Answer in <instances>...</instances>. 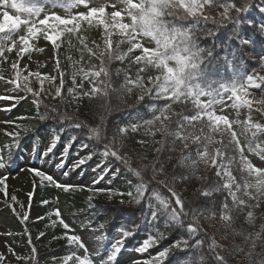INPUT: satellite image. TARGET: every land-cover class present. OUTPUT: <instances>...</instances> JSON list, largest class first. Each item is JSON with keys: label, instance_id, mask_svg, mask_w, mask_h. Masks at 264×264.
Masks as SVG:
<instances>
[{"label": "snow or ice", "instance_id": "obj_1", "mask_svg": "<svg viewBox=\"0 0 264 264\" xmlns=\"http://www.w3.org/2000/svg\"><path fill=\"white\" fill-rule=\"evenodd\" d=\"M119 2L124 7L117 9L116 4L113 3L111 5L113 11L109 14V19L106 16L105 7H91L88 0H73V4H69L67 7L82 6L85 11L65 17L57 15L55 12H46L38 4L37 0H0V33L5 34L2 38L4 41H11L8 51L16 49L18 59L23 58L25 54L30 52V41L37 38L50 42L54 52L57 51L59 49L57 41L63 33L76 34L84 48L92 55H96L92 48L88 47L86 38L80 36L79 32L81 31L82 23L85 22L89 26L94 24L102 26L105 48L104 51L99 53L102 58L99 69L94 70L95 66L89 67L87 71L84 68L79 69L83 79L87 80L91 77L92 79L89 82L93 83L91 92H85L83 95H94L102 90L96 87V83H104L103 80L98 79L101 76L105 78L110 76L107 65L111 61H123L125 58L131 59L135 65L140 67L137 68L134 79L127 75L125 76V83L121 86V89L131 92L133 87L139 88L141 91L137 97L138 101L144 100L145 95H150L153 92H155L157 99L163 98V107L155 109V106H153L155 109L153 117L144 121V126L151 127L158 122V131L165 136L174 137L173 143L179 141L182 144V155L179 162L189 170L188 175L181 172L179 177L174 174L164 180L157 181L155 173L157 170L163 173V165H159L158 168L154 165L152 168L153 175L148 179L141 175V171L133 168L131 171L137 177H140V181L135 186V192H128L127 195L138 203L143 198L144 191L153 182L158 186L162 185L171 194L172 199L161 196L157 192L156 198L160 201V206L153 207L151 203L149 204V207L152 208L151 219L155 220L158 214H166L168 216L167 225L177 224L185 226L189 232V240L198 234L207 236L199 225L195 211H185V201L171 186L177 178L188 181L195 176L199 166L203 164L205 170L209 166L214 169L219 182L200 189L199 194L207 198L212 196L213 192H227L224 201L216 206L219 211L211 210L210 214L213 217L218 215L219 219L225 222L227 227L233 223L234 213L246 211L245 218L249 223H252L254 213L251 209L259 207L261 199H264V167L254 164L245 152L261 156L262 163H264V145L256 144L253 147L251 142L247 146L242 145L238 134L233 130V123L236 122L229 121L225 115L217 114L214 105L223 102V94L231 93L228 99L233 100L234 98L232 107H237L238 104H246L250 108V102L245 99L248 88H260L261 85H264V75L254 73L247 75L246 78L241 77L236 71L235 51L230 50V45L220 46L224 49V55L220 56L215 51L217 48L216 44L209 48L200 47L197 33L201 31L199 29L201 23L206 24L210 21L218 27L215 30L203 29L202 31L208 37H215L220 26H226L231 23L233 32L230 39L238 40L241 47L251 44L253 42L252 39L250 37L245 38L241 34L240 28L243 24L249 25L254 31L264 35V22L257 25L254 20H250L243 15L253 7V0H119ZM9 6L18 13H27L29 17L34 16L37 19H22L20 15H11L7 10ZM59 6L63 7L64 4L60 3ZM206 7H218L222 11L218 13V16H213L205 11ZM260 10L264 12V7L260 8ZM41 15L43 18H40ZM125 17H127V22H124ZM188 21H191V23H187ZM21 31L24 33L23 35H18L17 39L12 38L13 34ZM114 36H118L120 39L114 42ZM146 40L154 42V46H146ZM123 44L128 45L127 52H121V45ZM96 47L98 48L99 46L97 45ZM39 50L43 51V49ZM137 51L139 55H135ZM3 54L4 48L3 45H0V56ZM53 59L56 61L57 69L59 70V58L54 56ZM221 61L226 70L232 69V78L228 84H221L219 81L210 79L213 75L210 66L213 62L219 66ZM260 63L264 67V57L260 58ZM12 68L18 69V61L12 64ZM151 70H155L156 75H145ZM30 75L32 74L30 73ZM34 75L40 79L41 85H43L44 78L55 79V77L50 76L42 78L38 72ZM60 75L61 88H57V96L61 95L64 82L63 73ZM76 75L77 72L74 71L73 85L74 87H80L82 85H76ZM17 79H19V71L17 72ZM24 79L27 80V77H24ZM145 80L151 87L145 84ZM10 82L16 84L17 88H19L20 85L16 80ZM214 84H219V87H213ZM25 90L36 97L40 95L39 92H33V89L27 85H25ZM68 91L72 93L74 89L70 88ZM104 92L107 95L106 88ZM202 97H207L208 99L205 101L201 99ZM217 97L221 99L218 100ZM0 99H23V97L5 96L0 97ZM36 102L39 104V100ZM177 103L184 104L185 111L174 112L173 105ZM189 103L191 108L187 107ZM52 112H56V109L53 108ZM47 117L48 113L46 111L39 116V119L44 120ZM59 118L69 121L70 126L87 129L88 138L90 137L97 141L108 140L107 136L102 135L100 132V128H103V125L100 128L89 129L84 122L79 121L76 117L60 114ZM173 119H175V130H171L168 126ZM247 125L249 128L255 129L253 137H255L256 132L264 131V125L253 123L251 119L247 121ZM139 127L140 125L132 124L116 128L112 139L104 143L103 155H110L125 165H129L128 159L121 153V149L126 147L123 143V137L129 130L136 132ZM30 130L28 127L24 129L25 132ZM8 135L14 136L17 140L19 138L18 132L8 133ZM216 137H219V139ZM118 138L119 143L117 144ZM59 139V133L54 134L46 153L55 147ZM74 139L75 137H73ZM71 143L72 141L70 140L66 148L70 147ZM140 143L144 142L140 141ZM214 145H219V147H213ZM81 147H87V145L82 144ZM90 158L91 154L82 157L73 167L84 164ZM0 167H5L2 155H0ZM234 168L246 174L252 182H249V179L238 181L237 177L233 175ZM29 171L40 179L42 186L44 182H47L57 188H62L64 191H71L76 187H80L83 190L81 185L61 184L54 177L40 169L31 168ZM197 178L207 181L206 176ZM6 179V177L0 176V191L5 193ZM98 191L103 190L100 189ZM241 192L243 195H239ZM33 194L31 192L28 193L30 200ZM12 199L15 201L16 197L13 196ZM91 199L92 197H89V200ZM250 201L255 203H250ZM173 202L175 206H173ZM43 203L46 204L48 202L43 201ZM55 214L58 218L60 217L58 209ZM189 216H191V220L185 224L184 218ZM23 219H28L27 212L24 214ZM38 219L40 218L38 217ZM59 223L66 230L69 229V225L62 218L59 219ZM121 232L122 238L114 245L112 256L119 252L123 246L124 239L133 234L132 231L123 229ZM40 235L43 236L44 233ZM65 236L70 245L84 248L85 252H87L85 244L79 236L68 235L67 232ZM163 237L164 234L159 232L150 234L141 243L137 251L141 253L147 252L158 244ZM189 240H178L174 242L172 248L189 247ZM245 241L246 248L239 251L247 255L251 260V264H264V254L257 257L255 253V249L258 246L257 242L264 244V226H262L261 232L249 233L245 237ZM204 243L205 240L197 239L195 245L192 246L201 247ZM172 248H165L159 251L156 256L145 261L136 262V264H162ZM209 248L214 252L217 264H227L226 257L221 255L219 251L222 246L217 244L214 238L211 239ZM9 251L13 250L9 248ZM32 251L35 252V249L33 248ZM223 251H227V249H223ZM3 260V254H0V264H2ZM70 261L72 264H93V261L87 255L80 257L76 256L75 253L63 257V264H69Z\"/></svg>", "mask_w": 264, "mask_h": 264}, {"label": "trees", "instance_id": "obj_2", "mask_svg": "<svg viewBox=\"0 0 264 264\" xmlns=\"http://www.w3.org/2000/svg\"><path fill=\"white\" fill-rule=\"evenodd\" d=\"M37 2L42 7L47 2H50L52 7L59 6L60 3L64 4V8H69L67 5L73 4V0H37ZM260 8L259 0H253V7L243 15L250 20H254L259 25L261 22H264V12ZM205 11L209 15L218 16V13L222 9L218 7H206ZM187 23H191V21ZM82 26H84L85 30H89L90 28L86 22L82 23ZM217 27V25L212 24L210 21L206 24L201 23L199 26L201 31L197 33L200 47L209 48L213 44H216V53L223 56L224 49L220 46L230 45V50L235 51L236 71L244 78L264 68L260 63V58L264 57V35L254 31L249 25L243 24L240 28L241 34L245 38L250 37L253 42L241 47L238 40L230 39L233 32V25L231 23L226 26H220L215 37H208L203 34V29L215 30ZM115 40H118V38L114 39V42ZM151 43L154 46V42L151 41ZM104 48L101 51H104ZM127 48V44L121 45V52L127 51ZM101 59L99 55L98 58L91 61L88 55L83 53L80 64L87 66L88 69L91 66H95L94 63L96 62L100 65ZM107 66L110 76L108 78L103 76L98 78L99 80H103L104 83H96V87L102 90L94 95L84 96L83 93L86 91H81L79 94H76L73 78L70 75L63 77L64 82L60 96L45 97L40 94L39 97H36L32 93L26 92L27 97L33 100L34 105L32 108H22L18 105V112H20L18 116L25 123V127L31 130L28 132L23 130L19 133L18 140L15 138L12 143L6 144L5 151L7 159L11 162L15 161L18 158L23 144L46 129L51 130L55 134L59 133V140L64 141L66 144L71 140L72 143L68 147L70 152H73L82 144H86L87 148L90 149L91 158H94L98 154L104 153V143L112 139L113 132L116 128L132 124L140 125L136 132L129 130L123 137V143L126 147L121 149V153L128 159L130 167L110 155L105 156L107 162L110 163V169L119 174L125 180L126 184H130V188L122 191L119 197H113L112 199L97 197L91 200L77 190L64 191L62 189V191L67 193L66 197L71 200L73 205L79 204L88 208L92 213L102 212L106 218L104 232L107 235L120 229L132 231L133 234L125 238L123 242L125 248H137L139 246L137 243L139 239H143V236L146 239L150 234H156L157 232L163 233L164 237L158 244L150 248L151 251L154 249L161 251L165 248H172L174 242L178 240H189L188 229L185 226L177 224L168 226V216L166 214H158L155 220L151 219L152 208L149 207L150 203L153 207L160 206V201L156 198L157 192L161 196L172 199L167 189L153 182L144 191V196L138 203L134 202L127 193L135 192V186L140 181V177H137L131 171L133 168L141 171V175L145 179H148L153 175L152 168L154 165L157 168L159 165H163V173L159 170L155 173L157 181L164 180L166 177L174 174L179 177L181 172L188 175L189 170L179 162L180 156L182 155V144L179 141L173 143L174 137L165 136L158 131V122L151 127L144 126V121L152 119L155 109L163 107V98L157 99L156 94L153 92L150 95H145L144 100L138 101L137 95L121 89V86L125 83V76L127 75L134 79L136 70L140 66L135 65L129 58H125L123 61L113 60ZM210 67L213 72V75L210 77L211 80L219 81L221 84L229 83L232 78V69L229 68L226 70L222 61L219 66L213 62ZM148 74L156 75V72L155 70H151L145 75ZM213 87H219V84H214ZM70 88L74 89L72 93L68 91ZM105 88L107 89V95L104 92ZM258 89L264 93V85H261ZM37 100H39V104H37ZM153 106H155V109ZM187 107L191 108V104L189 103ZM53 108L56 109V112H52ZM46 111L48 117L40 120L39 116L43 115ZM173 111H185V105L179 103L174 104ZM60 114L78 118L89 129L94 127L100 128L103 125V128H100V132L102 135L107 136L108 140L97 141L90 137L88 138L87 129L70 126L69 121L59 118ZM168 126L171 130H175V119ZM240 128L241 126L239 124L233 123V130L236 133H239ZM73 137H75L74 140ZM216 138L219 139V137ZM140 141L144 143H140ZM249 142H251L253 147L256 144L264 145V136L262 134H256L255 137L252 136L249 139H243L241 141L242 145L245 146ZM118 143L119 138L117 140ZM250 153L245 152L247 156ZM233 175L237 177L238 181L249 179L246 174L237 171L235 168L233 169ZM200 176H206L207 181H202L197 178ZM30 179L32 183L31 193H34L31 197L33 200L32 204H43L41 203L43 194L57 189V187L47 182L42 186L41 182L34 177ZM218 182L219 178L216 177L214 169L209 166L205 170V166L201 164L195 176L191 177L188 181L177 178L171 185L185 201V211H195L199 225L203 229V233H206L207 236L198 234L189 240V247L183 248L181 246V248H172L162 264H217L214 252L209 248L211 239L213 238L217 244L222 246V249L219 251L221 255L226 257L227 264H251V260L247 255L239 250L246 248L245 237L249 233L261 232L262 226H264V213L259 220L254 219L252 223H249L245 218L246 211L234 213L233 223L226 227L225 222L221 221L218 215L213 217L210 212L211 210L219 211L216 206L224 201L227 192H213L212 196L207 198L199 194L200 189L215 185ZM249 182L252 181L249 179ZM239 195H243V193L241 192ZM250 203L255 202L250 201ZM173 206H175L174 202ZM251 210L264 211V199H261L259 207ZM16 216L18 217L17 214ZM18 219L22 222L23 226L21 232H19L20 236H23L26 243L29 244L31 251L30 257L23 260H15L11 264H45L52 261L58 255L57 253L60 252L75 253L77 255L79 248L76 245L69 244L65 236L67 231H62L59 223L51 224L47 216L43 217V219H30L29 217L27 220H24L23 217H18ZM184 219L186 224L191 220V216ZM39 231L44 232V235L41 236ZM67 234L69 235V232ZM47 235H52L54 242L48 241ZM197 239H203L205 243L201 247L192 246L195 245ZM257 243L258 246L255 249V253L259 257L261 254H264V244ZM33 248L35 252L32 251ZM223 249H227V251H223ZM33 257L35 258L34 260Z\"/></svg>", "mask_w": 264, "mask_h": 264}, {"label": "rangeland", "instance_id": "obj_3", "mask_svg": "<svg viewBox=\"0 0 264 264\" xmlns=\"http://www.w3.org/2000/svg\"><path fill=\"white\" fill-rule=\"evenodd\" d=\"M261 8L264 7V0H259ZM91 7H105L106 16L110 19V13L113 11L111 5L116 4L117 9L124 7L119 0H88ZM46 12H55L62 17L74 15L78 12L85 11L84 7L64 8L55 6L52 8L50 3L44 5ZM11 15H20L22 19H37L36 17H29L27 13H18L11 9H7ZM40 18H43L42 15ZM124 22H127L125 17ZM24 33L18 32L13 34V39H17L18 35ZM4 33H0V45H3L4 54L0 56V97H23V99H0V155L3 156L5 167H0V176L6 177V193L0 191V254H3L4 260L2 264H11L18 259H26L30 257V246L26 243L23 236H20L22 230V222L18 217H23L27 212L30 219H43L48 217L51 224L59 223V219H63L69 225V229H65L62 224V231L69 232V235H76L81 238L85 244L87 252L84 248H79L76 256L83 257L87 255L93 261V264H136L139 261H145L151 257L156 256L159 252L156 249H149L147 252H138L137 249L145 240L139 239L137 241V248H125L124 243L119 252L112 256L114 245L122 238L121 229L113 231L107 235L104 231L105 216L102 212L92 213L88 208L79 204L73 205L68 199L67 193L62 191V188L53 189L42 196L43 204H32V199H29L28 193L32 192L31 177L38 181L40 179L29 171L31 168H36L44 171L48 175L54 177L61 184L81 185L74 189L79 191L82 195L92 198L103 197L112 199L119 197L121 192L130 188V184H126L125 180L116 172L110 169L105 155L98 154L94 158L88 159L84 164L78 167H73L76 162L82 157L88 156L90 149L87 147H77L73 152L66 148L64 141H58L50 152L46 150L50 146V142L54 136L51 130H44L40 132L36 138H31L25 142L19 152L18 158L13 162L8 161L6 156V144L12 143L14 136H9L8 133H21L25 129V123L19 118L18 105L22 108H32L34 103L27 97L25 85L33 89V92H39L45 97L56 96L57 88H60L61 73L63 77L70 75L73 78V72H77L76 85L74 87L75 93L79 94L81 91L91 92L93 83L85 80L82 74L79 73L80 68L86 71L87 66L80 64L81 55L86 53L91 61H94L99 56V52L104 45L103 27L94 24L90 26L89 30H85L81 25L79 35L86 38L88 47L92 48L96 55L89 53L80 43L76 34L63 33L61 38L57 41L59 49L54 52L53 46L50 42L37 38L30 41L31 50L25 54L23 58L16 55V49L8 51V46L11 41H4ZM120 39L114 36L113 39ZM95 42V43H93ZM146 46L152 47L150 40H146ZM99 46L98 48L96 46ZM39 49H43L40 51ZM127 52V51H125ZM135 55H139L137 51ZM54 56L59 58V70L57 69ZM6 57V59H5ZM18 61V69H13L12 64ZM95 69H99L98 62L94 63ZM85 66V67H83ZM19 71V79H17V72ZM40 73L41 77L50 76L55 77L54 80L44 78L43 85L40 79L34 75ZM30 73L32 75H30ZM258 74L264 75V68L257 70ZM27 77V80L24 79ZM16 80L20 85L17 88L16 84L10 81ZM58 80V82H57ZM148 87L147 80L144 81ZM140 89L133 87L132 93L140 95ZM155 93V92H154ZM231 93L223 94V102L214 105V108L219 115H225L229 121L236 122L241 126L238 137L249 139L253 136L254 128H249L247 121L251 119L253 123L264 125V93L258 88L249 87L245 99L251 104L249 108L246 104H238L237 107H232L233 100H229L228 96ZM202 100H207V97H202ZM220 100V97H217ZM10 108L11 110H5ZM222 110V111H221ZM262 134L264 131L256 132ZM213 147H218L214 145ZM46 153V154H45ZM249 159L257 166L264 167L261 156L250 153ZM67 173V174H65ZM95 181V182H94ZM41 182V181H40ZM46 183V182H44ZM102 189L103 191H98ZM16 200L13 201L12 197ZM23 206V207H21ZM59 210L60 217L56 216V210ZM16 213L18 217L16 216ZM254 219L259 220L264 211H253ZM253 219V220H254ZM103 226V227H101ZM44 231V230H43ZM40 234L44 233L39 231ZM48 241L54 242L52 235H47ZM125 240V239H124ZM50 245V244H49ZM11 248L13 251H9ZM56 257L45 264H63V257L70 255L68 252L57 253ZM69 264H72L70 261Z\"/></svg>", "mask_w": 264, "mask_h": 264}]
</instances>
